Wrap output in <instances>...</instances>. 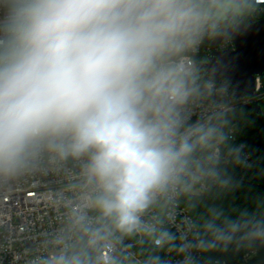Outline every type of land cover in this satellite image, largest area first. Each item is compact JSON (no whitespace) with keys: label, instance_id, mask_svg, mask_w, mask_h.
Segmentation results:
<instances>
[{"label":"clouds","instance_id":"1","mask_svg":"<svg viewBox=\"0 0 264 264\" xmlns=\"http://www.w3.org/2000/svg\"><path fill=\"white\" fill-rule=\"evenodd\" d=\"M261 5L0 0V193L37 178L60 185L47 201L54 220L10 237L25 264L264 252V195L224 203L240 187L228 166L245 161L229 82L198 56Z\"/></svg>","mask_w":264,"mask_h":264},{"label":"built area","instance_id":"2","mask_svg":"<svg viewBox=\"0 0 264 264\" xmlns=\"http://www.w3.org/2000/svg\"><path fill=\"white\" fill-rule=\"evenodd\" d=\"M261 7L264 8V5H261ZM256 16L264 20V12H260ZM234 48V42L230 39L220 44L218 50ZM211 52H213V49L209 44H206L201 48L198 55L200 53L209 55ZM218 79L227 80L223 78ZM229 85L234 110L241 104H248L251 102L248 97L250 95L241 97L235 96L234 88L230 82ZM261 86V78L258 77L256 93L260 91ZM262 99L264 101V94H262ZM243 159L246 164H249L250 154L246 150L243 152ZM59 186L58 181L55 179L37 178L30 188H22L11 193H0V228L3 229L0 230V264H25L24 257L21 255L20 245L10 242V237L21 230L22 226L28 225L36 229H41L54 220V214L58 212L59 209L50 208L47 201L55 195V190ZM49 188H51L52 191L47 192ZM253 258L254 257L247 258L244 252L241 257L244 263H248ZM213 264L228 263L226 261L215 260Z\"/></svg>","mask_w":264,"mask_h":264},{"label":"trees","instance_id":"3","mask_svg":"<svg viewBox=\"0 0 264 264\" xmlns=\"http://www.w3.org/2000/svg\"><path fill=\"white\" fill-rule=\"evenodd\" d=\"M261 20L255 16L253 21ZM211 42L208 44L210 45ZM200 58L207 60L208 54L200 53ZM261 89L254 96H248L250 103L241 104L235 111L234 124L235 134L232 144L246 150L250 154L249 164L240 166H228L231 175L240 182V187L230 194L224 201L226 206L237 208L250 207L252 200L260 195H264V120L254 114L257 104H261L264 112V78L261 77ZM245 146V147H243ZM241 252H213L207 254L214 262L215 260L226 261L228 264H264V252L259 253L248 263L242 262Z\"/></svg>","mask_w":264,"mask_h":264},{"label":"water","instance_id":"4","mask_svg":"<svg viewBox=\"0 0 264 264\" xmlns=\"http://www.w3.org/2000/svg\"><path fill=\"white\" fill-rule=\"evenodd\" d=\"M230 39L234 49L218 50L219 45L226 42L222 39L211 42L213 52L207 56L205 66L216 69L217 78L227 79L235 96H254L257 78H264V20H250ZM254 114L264 120L261 104L256 105Z\"/></svg>","mask_w":264,"mask_h":264}]
</instances>
